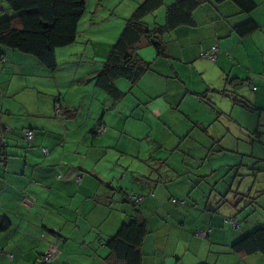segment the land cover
<instances>
[{"label": "crops", "instance_id": "obj_1", "mask_svg": "<svg viewBox=\"0 0 264 264\" xmlns=\"http://www.w3.org/2000/svg\"><path fill=\"white\" fill-rule=\"evenodd\" d=\"M251 1L249 13L230 1L206 0L193 9L191 26L161 36L166 57L150 46L137 52L149 69L132 85L117 80L118 100L95 85L111 44L93 46L86 31L80 41L87 44L56 49L52 71L0 48V221H9L0 232V264H35L51 248L57 251L52 264H112L107 242L135 215L146 228L140 264H264L260 254L231 249L251 230L244 232L224 206L238 197L231 191L237 165L224 162L237 156L242 163L249 153L237 149L239 139H225L216 121L230 111L237 129L243 127L242 106L220 91L234 90L264 110L257 104L264 103V0ZM161 2L142 18L148 28L163 25L174 0ZM247 20L257 28L239 36L235 27ZM212 46L214 61L199 58ZM99 50L102 61L95 60ZM246 83L254 92H243ZM210 94L228 98L230 108L211 103ZM99 125L105 131L98 138ZM207 126L214 128L208 135ZM199 231L206 237H197Z\"/></svg>", "mask_w": 264, "mask_h": 264}, {"label": "trees", "instance_id": "obj_2", "mask_svg": "<svg viewBox=\"0 0 264 264\" xmlns=\"http://www.w3.org/2000/svg\"><path fill=\"white\" fill-rule=\"evenodd\" d=\"M204 1L206 0H174L165 8L163 25H155L152 28H148L142 22V18L158 9L162 4L161 0H143L139 3L125 20L121 34L111 45L102 68L97 72L96 87L112 99H120L122 93L115 82L123 79L132 85L149 69V63L140 60L136 52L150 46L157 56L166 57L161 36L176 27L191 26L192 10ZM211 1L213 3L230 1L243 13H249L255 8L251 0ZM5 2L11 13L0 21V48L29 55L48 70L56 69L55 51L76 42L78 26L86 11V0H5ZM256 28L252 20H247L236 26L235 32L243 36ZM221 92L230 97L227 94L231 93L225 91L219 93ZM233 92L234 90L231 94L233 103L245 105ZM216 118L221 124L219 113ZM209 128L210 126L204 128L207 135ZM212 142L217 143L213 139ZM219 150L224 151L223 148ZM8 227L9 221L6 219L0 221V232L7 230ZM145 233V223L138 215L124 223L107 242L110 251L109 261L112 264H140L139 247ZM231 249L243 255L260 254L264 257V224L242 235L233 243Z\"/></svg>", "mask_w": 264, "mask_h": 264}, {"label": "rangeland", "instance_id": "obj_3", "mask_svg": "<svg viewBox=\"0 0 264 264\" xmlns=\"http://www.w3.org/2000/svg\"><path fill=\"white\" fill-rule=\"evenodd\" d=\"M114 1L115 2L112 3L111 0H101L100 3H98L97 0H86V11L78 26L79 37L76 43H86L84 39L80 41V33L83 31H86L88 37L91 38V41L94 44L93 46L103 45L105 50V45H112L116 41L125 26V20L131 15L129 11L133 9L134 6L127 5V0ZM0 6H3V10L0 13L1 21L9 16L11 11L8 9L5 0L2 4H0ZM94 13L97 16L96 20L98 22L97 24L90 26L88 20ZM102 18L104 20H102ZM89 45L91 46L90 43ZM96 53L95 60L102 61V50H99ZM122 82L125 84V80ZM245 85V90L243 88V92L245 94H247V91H249V93L254 92V89L251 90L250 88L251 85H247V83ZM233 88L237 89L238 86H233ZM210 95L211 103L216 105L218 103L222 105V107L227 104L226 109L228 110L230 108V106H228V98L223 101V97L218 94L216 97L214 94ZM227 95L231 97L230 104L233 103V96L231 94ZM238 97L241 98L240 96ZM239 100L244 101L243 103L246 105H242L241 109H239L241 114L237 117L243 127L241 130L237 129L238 126H235L236 124L232 122L233 120L230 116V111H226L223 115L224 117L220 118L223 125V129L220 130H223V136L227 140L230 139L229 135L233 138L239 139L241 143H236L237 149L239 148L241 152H248L249 156L242 154V156H245L242 163L239 162L240 158L237 156L224 162L225 164L237 165L238 170L237 177L233 184V189L231 190L233 192L236 190L238 197L235 198L234 203L225 202L224 206L226 209L229 208L231 212L234 211L232 215L238 217L235 218L237 221L240 220L242 222V227L245 224L244 232H247V227H250V230H253L258 225L264 224V192L262 191L264 189V110H258L259 107H255L250 100H244L243 98ZM257 104L264 105V103L259 102H257ZM212 129L214 128L210 126L209 132H211ZM227 129L230 130V134L226 131ZM253 157L255 159H252ZM250 158L252 160H250ZM252 168L254 169L253 171L251 170ZM222 170V165H219L218 172L220 173ZM259 191L262 192L259 194ZM239 199L241 201L238 202ZM234 204L236 207H233Z\"/></svg>", "mask_w": 264, "mask_h": 264}, {"label": "built area", "instance_id": "obj_4", "mask_svg": "<svg viewBox=\"0 0 264 264\" xmlns=\"http://www.w3.org/2000/svg\"><path fill=\"white\" fill-rule=\"evenodd\" d=\"M216 52H217V48L215 46H212L211 48H209L208 51L206 52H201L199 54V58L202 59H206L209 61H214L216 59ZM56 113L59 115L60 114V107L57 105L56 106ZM105 131V127L103 125H99L95 132L97 137H101L103 135ZM25 137L27 140H31L32 139V132H26L25 133ZM45 154H47V150H44ZM77 179V176H76ZM135 201L139 200L138 197H134L133 198ZM170 203L173 205H183L184 202L183 201H176V200H170ZM225 223H228L232 228H238V222L236 220L233 219H225L224 220ZM207 232L206 231H199L196 233V236L199 238H204L206 237ZM1 253V250H0ZM57 258V251L54 248L49 249L47 252L44 253V255L41 256V258L35 263V264H52V262Z\"/></svg>", "mask_w": 264, "mask_h": 264}, {"label": "water", "instance_id": "obj_5", "mask_svg": "<svg viewBox=\"0 0 264 264\" xmlns=\"http://www.w3.org/2000/svg\"><path fill=\"white\" fill-rule=\"evenodd\" d=\"M235 220V219H234Z\"/></svg>", "mask_w": 264, "mask_h": 264}]
</instances>
